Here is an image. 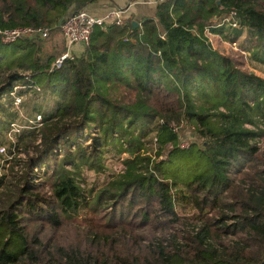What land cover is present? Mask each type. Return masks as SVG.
Wrapping results in <instances>:
<instances>
[{"label": "trees", "instance_id": "trees-1", "mask_svg": "<svg viewBox=\"0 0 264 264\" xmlns=\"http://www.w3.org/2000/svg\"><path fill=\"white\" fill-rule=\"evenodd\" d=\"M95 1L0 0V29L50 34ZM230 11L237 28L212 27ZM131 21L95 26L57 68L36 37L0 41L4 123L15 117L14 84L19 108L53 97L40 127L17 136L16 145L36 143L27 170L16 173L13 159L10 178L0 175V264H264V78L205 33L227 42L248 34L242 49L264 65V0H157L154 16ZM181 123L200 141L180 146ZM110 151L127 155L119 173L86 194L82 170L101 169ZM177 185L199 215L188 231L177 229ZM106 203L126 206L99 216Z\"/></svg>", "mask_w": 264, "mask_h": 264}, {"label": "rangeland", "instance_id": "rangeland-1", "mask_svg": "<svg viewBox=\"0 0 264 264\" xmlns=\"http://www.w3.org/2000/svg\"><path fill=\"white\" fill-rule=\"evenodd\" d=\"M250 41H251L250 36L244 33L242 37L238 38L237 44L234 47L231 46V44L228 43L221 35H217V37H212L210 42L214 49L220 51L221 53L225 55L232 57L240 65L241 69L249 71V72H253L256 75L264 78V65L254 61L250 57V54L242 49L244 47L245 48L248 47L250 45ZM39 42H40L42 51H45L47 53H54L56 58H59L62 54H67V53H63V49H65L67 45L63 41L58 29L54 31H50L49 36L45 39H40ZM33 99H35L33 98V96H31V98L29 97L26 98L24 105H22V108H16L14 106H11L9 111L15 114L13 121L20 123L22 120H25V118L23 119V116L32 118L35 113H39L40 115H42L41 110H44L43 112H45L49 110L53 105L52 104L53 97L47 99V94L46 95L41 94L37 97L40 103H38L36 107L33 106V102H34ZM49 99L51 101V105L48 104V102L50 103V101H48ZM3 100L6 103V100L5 99ZM2 107L4 106L2 105ZM4 108H7V103ZM36 109L40 111H37ZM5 115H6L5 113L3 114L0 113V118L2 119L3 118L2 116H5ZM2 120H3L2 121L3 123L0 124V140L4 141V143L0 144V148L2 147L6 153L4 154L0 153V175L7 174L6 179L8 180L11 176L8 166L12 164L11 161L13 159L20 160L19 165H16L13 167V170L16 173H20L21 171L25 172L27 170L28 168L27 155L29 154L34 155V150L36 148V146L34 145H36V143L34 141L30 142L29 140H27L25 142V147H23L24 146L23 143L16 145V143H18L17 136L21 132L17 134L16 136H14L12 140L6 139L5 132H6V128L8 124L6 122L4 123V121H7V119H2ZM249 127L250 126H248V128ZM26 130L28 129H24L22 132ZM29 130H32V129H29ZM176 131L179 135L178 143L183 147L188 146L190 142L200 141L194 135V132H192V128L188 124L184 125L181 123L177 125ZM15 145L18 146V150L15 149ZM257 145L260 148V151H261L260 153H262L264 157V136L258 139ZM149 146H150L149 148L151 149V151H153L151 144H149ZM10 151L11 153H13L11 157L9 156ZM165 154H166L165 152H161L159 155V158H163ZM125 156L127 155L122 152H116V153H112V151L105 152L102 155L101 169L97 171L83 169L82 170L83 181L80 183V186L82 187V189L86 191V194L89 193L90 190H91V193L95 194L100 187L107 185L111 180L110 177L112 176V174L119 173L120 161ZM7 159L10 160L8 164H7ZM37 170H38L37 173H34L32 171V168L30 169L31 171L30 174L32 175L31 179H33L35 183L41 180L39 178L41 173L39 169ZM176 187L177 188H175L176 190L175 196L178 197V199L176 198L174 199V207H175L177 214L181 218V225L180 227H177V229L180 232L188 231L190 230L191 226L199 225L197 222L199 219V215L197 211L191 207L188 201L186 202L185 193L183 191V186L177 185ZM178 189L182 191H179ZM104 206L105 207L101 209V211H99V216H102V215L104 216V214L110 212V210H112L113 208L115 210H118L120 206L125 208L126 204L125 205L118 204L115 207H112L110 206V203H106ZM84 214H86V211L83 210L80 212V215H84Z\"/></svg>", "mask_w": 264, "mask_h": 264}, {"label": "built area", "instance_id": "built-area-1", "mask_svg": "<svg viewBox=\"0 0 264 264\" xmlns=\"http://www.w3.org/2000/svg\"><path fill=\"white\" fill-rule=\"evenodd\" d=\"M125 18L122 16V12L117 8H110L102 16H93L88 14L84 10H78L71 15H68L60 21L57 25V29L66 43V45H85L89 41L91 32L95 26H104L106 24L113 23L115 25H121ZM230 26L232 28L238 27L236 21V13L230 11L225 15L219 16L214 19L212 27ZM206 35L211 34L209 27L205 30ZM49 36V30L46 27H16L12 29H0V41L3 43H10L24 37H36L38 39H45ZM231 46H236L237 41L228 42ZM67 54H62L59 58H56L52 65L57 68L60 65L61 60L66 57ZM20 86L14 84L9 91L8 96L12 102V105L19 108L23 96L17 94V90ZM23 119L20 123L11 121L8 123L5 137L8 140H12L14 136L19 134L24 129H37L41 125V115L35 113L32 118ZM181 146V145H180ZM0 153H6L4 149L0 148ZM34 173H37V168H32Z\"/></svg>", "mask_w": 264, "mask_h": 264}, {"label": "crops", "instance_id": "crops-1", "mask_svg": "<svg viewBox=\"0 0 264 264\" xmlns=\"http://www.w3.org/2000/svg\"><path fill=\"white\" fill-rule=\"evenodd\" d=\"M157 0H98L84 7V11L93 16H102L110 8L120 9L124 18L131 17L132 20H139L141 17H152L155 13ZM227 27V26H225ZM217 34L208 35L211 41ZM83 49L82 45H67L63 53L78 55Z\"/></svg>", "mask_w": 264, "mask_h": 264}, {"label": "water", "instance_id": "water-1", "mask_svg": "<svg viewBox=\"0 0 264 264\" xmlns=\"http://www.w3.org/2000/svg\"><path fill=\"white\" fill-rule=\"evenodd\" d=\"M217 3H219V2H217ZM131 24H132V26H135L137 23L134 20H132Z\"/></svg>", "mask_w": 264, "mask_h": 264}]
</instances>
